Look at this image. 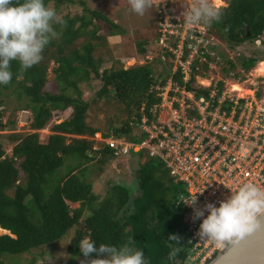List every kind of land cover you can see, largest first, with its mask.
Returning a JSON list of instances; mask_svg holds the SVG:
<instances>
[{
    "label": "trees",
    "instance_id": "16d2710c",
    "mask_svg": "<svg viewBox=\"0 0 264 264\" xmlns=\"http://www.w3.org/2000/svg\"><path fill=\"white\" fill-rule=\"evenodd\" d=\"M225 1L226 7L220 8L221 19L207 25L210 34L218 35L231 48L258 40L264 46V0ZM45 3L54 4L56 11L62 5L75 4L74 0ZM81 6L82 15H68L62 25H56L57 36L45 48L38 64L23 70L18 61H13L12 81L0 85V133L16 126L11 121L4 122L5 93L14 91L20 100L26 98L20 111L30 112V133L8 137L0 134V230L9 233L0 236V264H8L7 255H24L55 243L73 228L76 235L68 253L75 257L85 258L79 242L87 237L95 240L97 247L101 243L120 247L131 240L144 251L147 264H186L190 252L184 236L182 207H177L185 191L174 183L161 163H142L139 156L129 158L135 164L140 190L134 200L121 184L112 185L101 197L94 192L93 183L86 181L84 174L92 163L101 167L115 160L108 147L94 151L96 135L137 139L134 133L143 116L152 119L153 106L161 102L156 87H165L169 76L159 81L150 63L102 71L104 60L96 58L97 45L93 42L104 39L98 36V23L110 27V36H116L121 28L103 14L89 10L85 2ZM88 37L91 41H84ZM139 53L145 56L148 51L140 46ZM50 61L58 68L54 70L55 85L48 91ZM229 63L234 70L235 65ZM261 63L264 57L244 58L243 71L250 72ZM224 73L229 77V70ZM198 74L193 67L187 89L208 97L210 89L199 91L193 87ZM93 80L102 86L97 98L89 102L84 99L81 86L90 85ZM175 81L184 85L181 73ZM223 89L221 83L220 92ZM104 99H113L122 106L121 113L127 115L124 122L111 121L107 131L89 123L91 109ZM65 114L68 116L59 118ZM55 118L59 119L54 121ZM47 129L51 135L44 143L41 133ZM5 141L12 144L10 152ZM67 158L75 165L59 176ZM173 235L180 238L181 247L169 240ZM173 248H179L175 257L171 256Z\"/></svg>",
    "mask_w": 264,
    "mask_h": 264
},
{
    "label": "built area",
    "instance_id": "2783aa9c",
    "mask_svg": "<svg viewBox=\"0 0 264 264\" xmlns=\"http://www.w3.org/2000/svg\"><path fill=\"white\" fill-rule=\"evenodd\" d=\"M158 1L156 7L161 8V21L164 22L160 25L164 36L160 43L172 61L166 86L155 89L161 102L153 106L152 119L143 116L134 133L137 139L105 138L98 134L93 139L98 143L94 151L98 152L104 146L111 150L115 160L132 156L143 160L146 155L149 160L158 161L174 183L184 188L181 196H195L203 191L196 207H203L208 202L218 205L232 190L246 182L264 187V81H252V88L244 89L251 94L244 96L230 90V81L219 78L215 83L214 77L208 78L201 68L206 66L214 70L220 61L215 59L212 51L214 39L206 40V33H202L201 27L208 26L203 23L186 25L184 17L176 15L170 6L169 2L174 0ZM189 2L186 10L198 0ZM175 29L180 34L174 33ZM195 66L200 74L195 76L193 87L199 91L210 89L208 97L187 89ZM179 73L184 85L175 81ZM202 82L210 84L204 86ZM221 83L224 84L222 92ZM180 206L190 256L196 258L195 264H209L231 243L220 246L211 241H200L197 232L201 221L193 222L192 206L179 200L177 207Z\"/></svg>",
    "mask_w": 264,
    "mask_h": 264
},
{
    "label": "rangeland",
    "instance_id": "374dc122",
    "mask_svg": "<svg viewBox=\"0 0 264 264\" xmlns=\"http://www.w3.org/2000/svg\"><path fill=\"white\" fill-rule=\"evenodd\" d=\"M218 1L219 0H211L216 6H219ZM222 1L223 4H225L224 7H226V1ZM74 2V5L65 4L58 9L57 13L62 20L68 15H82L84 11L81 2H85L89 10L103 14L121 28L119 31L115 32L116 36H110V27L107 24L98 23V25H101V31L98 33V36L101 35L104 39L93 42L97 45L95 52L96 58H102L104 60L102 71L111 67L120 68L125 66L126 68H130L138 65L142 66L145 65L146 62H149L151 63L150 65L154 69L156 76L159 78V81H164L167 76H170L169 73L172 70L171 58L169 55H166L167 52L162 48L161 43L158 44V41H161L160 38L164 37L163 32H161L163 28L160 26L164 23L161 21V8L156 7L157 2H159L158 0H151L152 6L146 9L143 15H139L132 10L129 0H74ZM169 3L170 6H173L172 8L176 15L180 14L181 16H183L184 11L190 5L189 0H174ZM50 7L55 9L54 4H51ZM201 28H203L201 29L202 33H206V40L210 41L211 38L214 39L211 46H214L216 49L213 51L216 55L215 59L218 60L219 58L220 60L214 70L208 68L203 70V67L201 68L202 72L207 74L208 78L214 77L215 83L219 78L228 80L233 84L238 82L241 83V89L245 90L252 88V81L258 83L264 81V77H259L257 74L258 65L250 72L243 71L244 69L242 67L244 58L264 57V46H262L260 42L258 43L260 40L246 43L238 48H231L228 43L225 40H222L218 35H211L207 27L202 26ZM171 30L173 29H169V31ZM176 32L180 34V31H176L175 29L174 33ZM183 34H185V32H183ZM91 39L92 38L88 37L84 39V41H91ZM172 41H174V39H172ZM140 46L146 48L148 51L145 56L140 55ZM149 58H153V60L150 61ZM229 62H232L235 65L234 70L231 69V64ZM57 68L58 65L55 64L54 61H50L48 67V91H51L55 85L56 75L54 70ZM225 69L229 70V77L225 76ZM233 84L230 85L231 88L236 89V86H233ZM101 86V82L96 80H93L90 85H82L81 89L83 91L84 99L89 102L96 99L97 92L100 90ZM3 99L5 101L4 122L7 123L11 121L16 123V126L13 128L8 127L0 134L8 137L11 136V134L30 133V112L20 111V107L27 102L26 98L20 100L18 94L14 93V91H9L5 93ZM122 111V106L114 102L113 99H104L91 109L89 123L107 131L111 121L116 119V121L120 120L124 122V120H127V115L121 113ZM117 123H119V121ZM50 134L51 131L49 129L42 132V142L46 143ZM4 143L6 144V149L10 152L12 148L11 142L5 141ZM97 144L98 143L96 142V145ZM142 158V163L149 160L146 155ZM73 165H75V163L67 158L65 166L59 171L58 175L62 176L66 174ZM134 166V162L129 158L110 161L106 166L101 167L94 162L89 166V169L85 172L84 176H86L87 182L93 183L94 192L101 197L107 195V191L112 185L121 184L122 187L128 189L131 195V200H134L140 196L136 169ZM100 168L104 169L103 174L101 173ZM179 188L181 189V187ZM73 208H77V205H74ZM7 234L9 233L5 234L0 232V236ZM75 235L76 228H73L65 235V237L55 243L49 244L41 249L33 250L28 254L19 256L7 255L5 256V260L8 264H82L86 258L75 257L68 253V248ZM102 258H106V256H103Z\"/></svg>",
    "mask_w": 264,
    "mask_h": 264
},
{
    "label": "clouds",
    "instance_id": "9594fccd",
    "mask_svg": "<svg viewBox=\"0 0 264 264\" xmlns=\"http://www.w3.org/2000/svg\"><path fill=\"white\" fill-rule=\"evenodd\" d=\"M129 3L139 15L152 6L151 0H129ZM221 16L222 10L211 0H198L183 13L184 22L189 26L211 25ZM63 23L57 11L47 6L45 0H0V85L12 81L13 61H18L23 70L38 64L45 48L57 36L56 25ZM202 193L180 197L181 202L193 207V222L201 221L197 232L200 241L226 246L245 236L264 232V187L246 182L232 190L218 205L208 202L203 207H196ZM179 239L176 235L169 238L181 247ZM79 247L86 258L82 264H147L144 251L136 248L131 240L120 247L105 243L97 247L95 240L85 237ZM178 250L173 248L171 256L175 257ZM105 254L106 258H100ZM195 261L194 256H189L186 264H195Z\"/></svg>",
    "mask_w": 264,
    "mask_h": 264
},
{
    "label": "water",
    "instance_id": "95a60500",
    "mask_svg": "<svg viewBox=\"0 0 264 264\" xmlns=\"http://www.w3.org/2000/svg\"><path fill=\"white\" fill-rule=\"evenodd\" d=\"M209 264H264V232L233 241Z\"/></svg>",
    "mask_w": 264,
    "mask_h": 264
},
{
    "label": "bare ground",
    "instance_id": "6f19581e",
    "mask_svg": "<svg viewBox=\"0 0 264 264\" xmlns=\"http://www.w3.org/2000/svg\"><path fill=\"white\" fill-rule=\"evenodd\" d=\"M217 2V1H216ZM219 3V7H223L225 6V4H223V2L218 1ZM257 74L259 75V77H263L264 76V63H261L258 67H257ZM202 84L204 86H209V82H202ZM233 84V83H232ZM231 85V84H230ZM233 86H236V89H232L231 86L229 88H231L230 90H232L233 92H239L241 94H244V96L250 95L251 92L250 91H245L244 89H241V85L239 84H233ZM235 88V87H234ZM44 132V131H43ZM1 233H5L3 230H0Z\"/></svg>",
    "mask_w": 264,
    "mask_h": 264
},
{
    "label": "crops",
    "instance_id": "0c3cea01",
    "mask_svg": "<svg viewBox=\"0 0 264 264\" xmlns=\"http://www.w3.org/2000/svg\"><path fill=\"white\" fill-rule=\"evenodd\" d=\"M50 135H51V134H50ZM112 161H115V160H112ZM103 170H104V169L102 168V170H101V173H102V174H103ZM138 197H139V196H138ZM138 197H137V198H138ZM137 198H135V199H137Z\"/></svg>",
    "mask_w": 264,
    "mask_h": 264
}]
</instances>
